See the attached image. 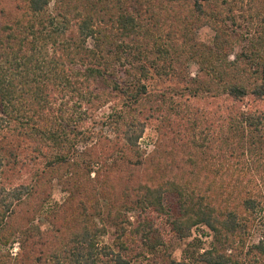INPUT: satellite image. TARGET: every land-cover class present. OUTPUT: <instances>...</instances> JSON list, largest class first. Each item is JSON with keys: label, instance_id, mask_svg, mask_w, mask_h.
I'll return each instance as SVG.
<instances>
[{"label": "trees", "instance_id": "16d2710c", "mask_svg": "<svg viewBox=\"0 0 264 264\" xmlns=\"http://www.w3.org/2000/svg\"><path fill=\"white\" fill-rule=\"evenodd\" d=\"M219 1L0 0V264H264L255 192L228 196L229 163L264 181V105H243L264 103V24L236 51ZM197 227L210 247L175 260Z\"/></svg>", "mask_w": 264, "mask_h": 264}, {"label": "rangeland", "instance_id": "374dc122", "mask_svg": "<svg viewBox=\"0 0 264 264\" xmlns=\"http://www.w3.org/2000/svg\"><path fill=\"white\" fill-rule=\"evenodd\" d=\"M209 9L221 11L223 16L236 17V23L233 24L229 20L227 23L229 26V31L232 30L231 33L237 38L235 43L236 51H239L243 46H245L247 44V39H250L252 36L256 35L255 33H257L259 27L261 25L263 26L264 24V14H262L260 12L261 9L255 7V5L250 2V0H227V3L219 1L216 5L210 4ZM193 36L195 39H197V41L211 45L214 38V31L211 30V28L208 26H201L195 28ZM196 71L197 66L195 64H190L186 68V73L189 74L190 77H194L196 75ZM168 83L171 84L170 81H168L167 84ZM158 86L161 87V84H159ZM165 86L166 85H163V87ZM193 103L201 107L205 113H211L212 111H214L215 108L220 105H223L224 100L222 98H206L202 100H196ZM243 105H245V107L248 106L252 109H255L258 107H263L264 103H253L251 100L245 99L243 101ZM109 109L110 105L100 110L98 116L101 117L106 115ZM156 137L157 134L154 128L151 124H149L145 129L141 139H139L138 141V145L142 150L145 151V155H148L150 152L153 151L157 139ZM216 156H219L217 152L214 155V158H216ZM228 163L229 162H227V164ZM245 165L247 167L243 166L239 169V167H233L229 163L228 167L235 168V172H240V170H242L241 172H244L243 174L245 177H247V181H243V184L237 183L234 180L236 174H232V176L234 177L229 180V183L232 185V189L228 191V196L229 199L231 196H235V200L233 199V201L238 203L239 200L242 198L243 194H245L246 190L252 189V192H255V195L251 194L250 196H255L256 200H259L256 208L257 219L256 223H254L247 237L248 241L251 244H256L259 240L264 241V181L257 177V181L255 183L249 184V174L247 172L255 173V170L252 169L253 166L249 165V162H245ZM52 194L53 203H61L66 197V195L61 192L60 188L57 185L54 186ZM129 216L130 221H132L131 216L133 215L130 214ZM34 226H37L41 231L50 228V225L44 219L36 221ZM111 234L112 233L110 232L105 237H103V242L109 243L111 240ZM211 241L212 238L210 232L204 227H197L192 231L191 236L189 238L183 240H173L170 246V253L175 260L179 261L183 258L187 259L192 256V254L196 253V251L198 250L201 252L204 249H208L210 247ZM11 250L13 253H17L19 250L18 244L15 243Z\"/></svg>", "mask_w": 264, "mask_h": 264}]
</instances>
